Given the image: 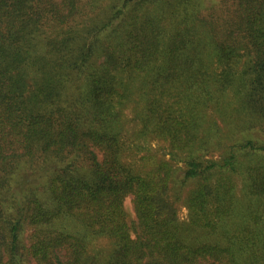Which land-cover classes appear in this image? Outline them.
Returning a JSON list of instances; mask_svg holds the SVG:
<instances>
[{
  "label": "trees",
  "instance_id": "obj_1",
  "mask_svg": "<svg viewBox=\"0 0 264 264\" xmlns=\"http://www.w3.org/2000/svg\"><path fill=\"white\" fill-rule=\"evenodd\" d=\"M152 65L133 119L169 158L145 152L140 173L111 107L118 76ZM248 156L241 218L231 175ZM259 207L264 0H0V264H264Z\"/></svg>",
  "mask_w": 264,
  "mask_h": 264
},
{
  "label": "rangeland",
  "instance_id": "obj_2",
  "mask_svg": "<svg viewBox=\"0 0 264 264\" xmlns=\"http://www.w3.org/2000/svg\"><path fill=\"white\" fill-rule=\"evenodd\" d=\"M155 66L148 67L145 71L138 74L136 77L132 79H128L126 75L120 74L118 76V83L119 87L122 91L126 94V99L123 101V103L119 104L116 103L111 107V110L114 112H120L121 115V121H120V131H121V142L124 144L126 151L124 153V162L126 164H129L135 171H138L140 173H144V171L147 169V167H144L141 164L140 157L145 154V152L149 151L152 153H157L156 155L158 157H162L165 159H168L169 156L166 154L167 152V143L163 140L157 139L154 137L153 134H150L148 137L143 138L139 137L137 134L139 125L137 122L133 119L135 115V111L140 112L145 105V100H147L149 95H147L148 86L143 87V90L140 93H137L138 88L142 87L146 81H149L150 76L152 72L155 71ZM211 71H216V63L213 61L211 63ZM139 95H141L139 97ZM228 104H230L233 107L236 106V97L234 93H229V96L227 95ZM138 102V104H135ZM212 116V114H210ZM200 132L199 135L203 134V127L200 126ZM219 150L217 151H211L208 153L206 157L208 158H218L219 157ZM258 158H251L250 156L245 158H240L238 163V171L239 173H235L231 175V180L233 182L234 188H233V196L237 199L236 201L241 204V208L243 209V212L239 215L241 218L243 217V214L245 212V209L247 208L248 203L246 202L249 200L248 198H243L244 190V180L242 175L243 168L247 163L255 164L259 162ZM177 166H181V162H178L176 164ZM190 185L187 186L185 189L186 191L189 189ZM131 195H128L124 202V208L127 215V219L129 222H133L135 220L134 212H133V206L131 202ZM254 200V198H252ZM177 206V216L179 221L184 222L188 218V211L186 209V206L183 202V197L180 201L176 202ZM260 208V207H259ZM261 209V208H260ZM264 209V207H263ZM260 211V210H259ZM246 213V212H245ZM260 215L262 216V220H264V211L261 209ZM229 219V218H228ZM228 219L222 220V225H220L221 228L224 227V225L229 224ZM235 222V221H234ZM236 222L243 223L242 219L236 218ZM57 228L62 229L66 228L68 229H76L77 226L71 221V220H64L62 222H58L56 224ZM111 245L110 240L107 237H92L90 239V242L88 244V250L90 253H97V252H104L109 249Z\"/></svg>",
  "mask_w": 264,
  "mask_h": 264
}]
</instances>
